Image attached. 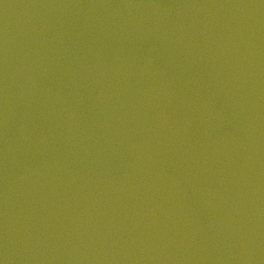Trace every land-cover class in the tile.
I'll return each instance as SVG.
<instances>
[{
	"label": "water",
	"instance_id": "obj_1",
	"mask_svg": "<svg viewBox=\"0 0 264 264\" xmlns=\"http://www.w3.org/2000/svg\"><path fill=\"white\" fill-rule=\"evenodd\" d=\"M3 264H264V0H0Z\"/></svg>",
	"mask_w": 264,
	"mask_h": 264
},
{
	"label": "snow or ice",
	"instance_id": "obj_2",
	"mask_svg": "<svg viewBox=\"0 0 264 264\" xmlns=\"http://www.w3.org/2000/svg\"><path fill=\"white\" fill-rule=\"evenodd\" d=\"M0 264H3V262H2V261H0Z\"/></svg>",
	"mask_w": 264,
	"mask_h": 264
}]
</instances>
